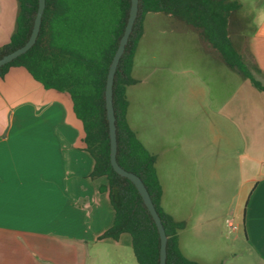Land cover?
<instances>
[{"label": "crops", "instance_id": "0c3cea01", "mask_svg": "<svg viewBox=\"0 0 264 264\" xmlns=\"http://www.w3.org/2000/svg\"><path fill=\"white\" fill-rule=\"evenodd\" d=\"M234 1L241 7L229 25L231 41L237 48L240 24L258 77L252 75L264 87V4ZM18 11V0H0V47L14 33ZM158 14L144 18L126 119L155 157L160 205L182 225L179 250L197 264H226L236 250L237 237L225 236L230 227L242 235L245 264H264V90L185 23L181 31L204 56L181 69L182 105L150 110L151 120L141 122L139 87ZM83 138L67 93L45 89L23 67L0 76V264H138L128 234L101 238L115 212L100 190L107 179L92 177ZM178 177L197 178L178 185Z\"/></svg>", "mask_w": 264, "mask_h": 264}, {"label": "trees", "instance_id": "16d2710c", "mask_svg": "<svg viewBox=\"0 0 264 264\" xmlns=\"http://www.w3.org/2000/svg\"><path fill=\"white\" fill-rule=\"evenodd\" d=\"M40 31L35 44L23 55L0 68L3 76L10 67L25 68L45 89L67 93L73 113L82 123L85 150L94 160L92 177L104 176L113 225L102 239L117 240L128 234L138 264H159L160 240L157 228L133 184L118 176L110 165L105 84L108 68L128 19L130 0H45ZM16 28L10 41L0 47V58L22 47L29 39L38 0H18ZM234 0H139L137 17L113 81L118 165L143 182L167 237L166 264H197L187 260L178 247L181 223L168 216L160 205L161 187L151 155L130 128L126 113V87L133 85V58L148 13L176 18L199 30L226 65L252 85L264 90L242 61L231 41L229 25L240 9Z\"/></svg>", "mask_w": 264, "mask_h": 264}, {"label": "rangeland", "instance_id": "374dc122", "mask_svg": "<svg viewBox=\"0 0 264 264\" xmlns=\"http://www.w3.org/2000/svg\"><path fill=\"white\" fill-rule=\"evenodd\" d=\"M244 6H262L264 0H244ZM159 22L155 24L151 38V46L148 48V56L145 59V72L143 81L139 87L142 97V109L139 120H151L148 118L150 110L164 109L167 106H180L182 103L180 91L183 86L181 69L189 59L204 56L201 46L195 45L187 31H181L186 24L176 18H169L164 14H158ZM168 17V18H167ZM166 19H168L166 21ZM152 22V21H151ZM170 22V23H168ZM242 30V29H241ZM243 33V34H242ZM240 31V24L236 27L237 51L244 64L251 73L258 77L254 65L249 58L246 48L247 34ZM235 34V33H234ZM191 86V85H190ZM188 87V86H187ZM177 104V105H174ZM197 177H178L176 184L186 185L196 183ZM215 182V181H214ZM226 238L229 242L235 240V257L227 259L226 264H245L243 244L240 243L241 233L228 227Z\"/></svg>", "mask_w": 264, "mask_h": 264}, {"label": "water", "instance_id": "95a60500", "mask_svg": "<svg viewBox=\"0 0 264 264\" xmlns=\"http://www.w3.org/2000/svg\"><path fill=\"white\" fill-rule=\"evenodd\" d=\"M138 2L139 0H130V9L128 19L123 31V35L119 40L118 47L116 52L112 58L110 66L108 68L107 76H106V84H105V110H106V118L108 122V135H109V144H110V165L113 171L120 177L127 179L130 181L135 189L137 190L139 196L141 197L147 211L149 212L159 234L160 240V248H159V264H166V246H167V237L165 234L164 227L162 225L161 219L156 212L154 204L143 184L141 179L122 169L117 161H116V152H117V142H116V127H115V116L112 102V89H113V81L114 75L119 63L121 56L124 53L125 47L128 43L129 36L132 32V28L134 22L137 17L138 12ZM46 3L45 0H38V7L36 11V15L33 22V27L31 30V34L29 36L28 41L20 48L15 51L6 54L0 58V68L11 63L13 60L18 58L19 56L25 54L36 42L40 26L42 22V17L44 13Z\"/></svg>", "mask_w": 264, "mask_h": 264}]
</instances>
